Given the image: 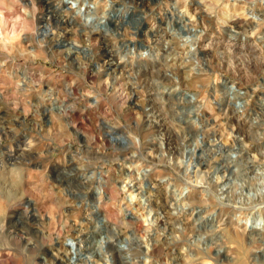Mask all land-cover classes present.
Returning <instances> with one entry per match:
<instances>
[{
  "label": "rangeland",
  "instance_id": "rangeland-1",
  "mask_svg": "<svg viewBox=\"0 0 264 264\" xmlns=\"http://www.w3.org/2000/svg\"><path fill=\"white\" fill-rule=\"evenodd\" d=\"M263 227L264 0H0V264H264Z\"/></svg>",
  "mask_w": 264,
  "mask_h": 264
},
{
  "label": "bare ground",
  "instance_id": "bare-ground-1",
  "mask_svg": "<svg viewBox=\"0 0 264 264\" xmlns=\"http://www.w3.org/2000/svg\"><path fill=\"white\" fill-rule=\"evenodd\" d=\"M76 1H79V0H76ZM90 5V2L87 1V3H84L83 5L79 6V12L83 15H85L86 17L88 18H91L92 16H94L93 13H90V10L88 7ZM264 228V227H263ZM81 246H77V248L79 249ZM77 250V249H76Z\"/></svg>",
  "mask_w": 264,
  "mask_h": 264
}]
</instances>
